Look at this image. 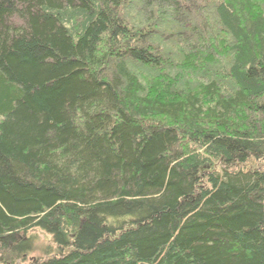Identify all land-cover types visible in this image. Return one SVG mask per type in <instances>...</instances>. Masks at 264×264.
<instances>
[{"label":"trees","instance_id":"1","mask_svg":"<svg viewBox=\"0 0 264 264\" xmlns=\"http://www.w3.org/2000/svg\"><path fill=\"white\" fill-rule=\"evenodd\" d=\"M0 264H264V0H0Z\"/></svg>","mask_w":264,"mask_h":264},{"label":"rangeland","instance_id":"2","mask_svg":"<svg viewBox=\"0 0 264 264\" xmlns=\"http://www.w3.org/2000/svg\"><path fill=\"white\" fill-rule=\"evenodd\" d=\"M31 234L35 237L33 244V251L28 259L47 258L56 253V246L52 243V237L42 232L41 230H34Z\"/></svg>","mask_w":264,"mask_h":264}]
</instances>
